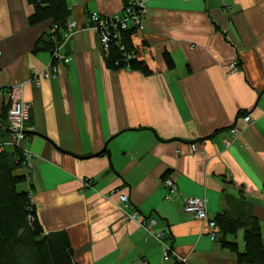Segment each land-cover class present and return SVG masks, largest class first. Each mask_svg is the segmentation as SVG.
Masks as SVG:
<instances>
[{
	"label": "crops",
	"instance_id": "obj_1",
	"mask_svg": "<svg viewBox=\"0 0 264 264\" xmlns=\"http://www.w3.org/2000/svg\"><path fill=\"white\" fill-rule=\"evenodd\" d=\"M67 1L78 26L69 64L34 49L50 27L28 25L26 0H0V143L4 90L20 87L32 159L17 173L43 231L65 234L74 264H237L220 239L243 252L242 230L210 240L182 206L201 198L213 218H255L264 243V0H143L144 30L128 38L147 75L113 70L83 30L89 14L116 16L127 0ZM163 243L176 257L167 263Z\"/></svg>",
	"mask_w": 264,
	"mask_h": 264
},
{
	"label": "trees",
	"instance_id": "obj_2",
	"mask_svg": "<svg viewBox=\"0 0 264 264\" xmlns=\"http://www.w3.org/2000/svg\"><path fill=\"white\" fill-rule=\"evenodd\" d=\"M26 2L33 9L28 18V25L49 22L50 27V31L41 34L34 49L51 52L52 61H57L53 59V47L61 43L65 24L71 16L68 1L26 0ZM130 31L121 32L119 39L111 42L107 58L105 57L107 64L113 70H136L147 75L148 70L134 58L125 61L126 56L120 49L121 45L126 53L134 50L128 34L131 35L135 31ZM166 60L169 61L167 57ZM7 90L9 89L4 91ZM9 107L10 105L6 106L3 113L6 114V125ZM7 141L8 138L0 143V264H74L73 251L65 234H46L36 219L30 192L21 189L28 183V174L17 173L22 168L26 169L22 151L17 147H9ZM214 220L217 223V232L221 234H236V231L242 230L243 252L238 251L235 242H228L223 237L220 239V244L224 248L237 255V264H264V243L257 219L235 218L223 212Z\"/></svg>",
	"mask_w": 264,
	"mask_h": 264
},
{
	"label": "built area",
	"instance_id": "obj_3",
	"mask_svg": "<svg viewBox=\"0 0 264 264\" xmlns=\"http://www.w3.org/2000/svg\"><path fill=\"white\" fill-rule=\"evenodd\" d=\"M146 15L147 12L145 1L127 0L126 5L124 6L121 13L116 14V16L102 17L97 12L89 14L87 24L83 30H92L94 33L97 34L99 39V45L101 46V51L104 57L107 58L111 42L113 43L117 41L120 37L121 32H127L130 29L135 31V33H138L144 30V20L146 18ZM65 27V32L62 35L61 43L59 45H55L53 59L55 58L58 62L69 64L72 62L73 58H71L70 55L65 53L64 47L72 39V36L78 26H76V23L74 21H68L65 24ZM120 49L123 52V55L126 56L125 61L135 57L134 50L126 53L124 51V47L121 45ZM51 75H53L52 72L46 71L43 72V74L40 76L48 79ZM2 91L3 90L0 89V95ZM5 93L8 96V100L14 98L12 103L10 102V107L8 108L7 113V125L9 131L7 145L13 148L17 147L22 151L24 157L23 164L26 167L29 165L32 159V156L30 155L28 149H24L23 146L25 140L27 139L26 131L28 130V128L26 123L28 122L30 117V106L26 103L15 102L17 96L15 95V93L12 92L11 89L5 91ZM250 119V116H245L243 118V121L245 123H249ZM229 132L231 137L234 138H237L240 133V131L238 133V129L236 127L231 128ZM232 141L233 140H231V138H224L222 139V144L225 148H229V146L233 144ZM191 149L195 151V145H192ZM162 183L165 189H167L169 193L167 197L168 199H170L173 195L176 194L175 182H173L171 178L166 177ZM127 201L128 198L126 195L123 194L119 196V202L121 205L126 204ZM182 211L184 214L188 216L190 215L195 220L204 224L203 232L210 238V240L216 239L217 223H215L214 218L207 213L206 202L203 199L188 197V199H185L183 202ZM134 217H137L143 223L142 217L136 215ZM148 223L150 226H153L155 220L149 219ZM142 225H145V222ZM162 247L163 250L161 258L164 263L169 262V260L172 258H176L173 250L170 247L166 246L164 243L162 244ZM178 261L181 264H186V261L183 258L178 259Z\"/></svg>",
	"mask_w": 264,
	"mask_h": 264
},
{
	"label": "rangeland",
	"instance_id": "obj_4",
	"mask_svg": "<svg viewBox=\"0 0 264 264\" xmlns=\"http://www.w3.org/2000/svg\"><path fill=\"white\" fill-rule=\"evenodd\" d=\"M119 30H120V28H119ZM128 32H131L130 31V29H129V31ZM97 35V34H96ZM55 49V45H54V47H53V50ZM35 74V73H34ZM36 75L37 76H40L38 73H36ZM36 76V77H37ZM33 80V79H32ZM11 90H12V92L13 93H15L16 95H17V98H16V101L15 102H18V103H21L22 102V99H21V96H20V93H19V91H20V87H15V88H10ZM14 100V98H12V99H9V104H10V102L12 103V101ZM22 103H24V102H22ZM30 110V109H29ZM7 113H8V111H7ZM233 128V127H232ZM237 128V127H236ZM238 129V133H239V128H237ZM230 131V130H229ZM26 133H28V130L26 131ZM224 147V146H223ZM230 147V146H229ZM225 148V147H224ZM226 149H229V148H226Z\"/></svg>",
	"mask_w": 264,
	"mask_h": 264
},
{
	"label": "bare ground",
	"instance_id": "obj_5",
	"mask_svg": "<svg viewBox=\"0 0 264 264\" xmlns=\"http://www.w3.org/2000/svg\"><path fill=\"white\" fill-rule=\"evenodd\" d=\"M8 89H10V88H8ZM3 90V89H2ZM27 138H28V135H27ZM170 247V246H169ZM171 248V247H170Z\"/></svg>",
	"mask_w": 264,
	"mask_h": 264
}]
</instances>
